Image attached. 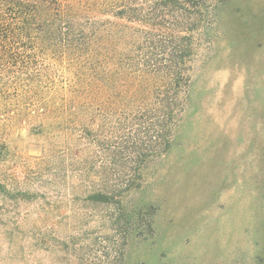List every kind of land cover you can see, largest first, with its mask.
Returning a JSON list of instances; mask_svg holds the SVG:
<instances>
[{"label":"rangeland","instance_id":"374dc122","mask_svg":"<svg viewBox=\"0 0 264 264\" xmlns=\"http://www.w3.org/2000/svg\"><path fill=\"white\" fill-rule=\"evenodd\" d=\"M177 12L190 23L168 24L190 53L175 118H105L159 104L145 92L166 83L141 66L106 79L54 62L55 118H0V264H119L120 252L125 264H264V0ZM161 121L174 126L167 149L168 133L156 145L141 134ZM110 181L130 187L131 225L87 199Z\"/></svg>","mask_w":264,"mask_h":264},{"label":"trees","instance_id":"16d2710c","mask_svg":"<svg viewBox=\"0 0 264 264\" xmlns=\"http://www.w3.org/2000/svg\"><path fill=\"white\" fill-rule=\"evenodd\" d=\"M204 1L0 0V118H55L51 103L57 93L52 90L54 80L50 74L54 63L84 72L81 74L84 76L86 71L93 70L106 79L110 71L131 74L141 66L156 76L158 82L167 84H152L145 92L159 104L152 110L138 105L126 110L109 106L105 118H146L148 114L175 118L187 99V87L181 88L180 83L190 49L181 36L185 30L173 29L168 23H190L177 11ZM156 38L160 39L157 45ZM167 38L175 40L173 47L163 45ZM156 49L163 59L154 63L147 53ZM143 55L148 60H143ZM89 88L88 81L82 80L76 93L85 94ZM73 117L91 118L86 110ZM163 122L145 128L141 134L156 145L168 133L167 149L174 126L172 123L164 132ZM81 126L88 131L87 124ZM132 128L135 127L131 125L129 129ZM138 141L142 142L140 138ZM124 185V182H105L87 199L95 205L115 207L119 217L130 224L135 219L136 208L125 205L124 194L129 193L130 187ZM120 255L119 264H125L124 253ZM111 258L102 254L97 262L114 264Z\"/></svg>","mask_w":264,"mask_h":264}]
</instances>
